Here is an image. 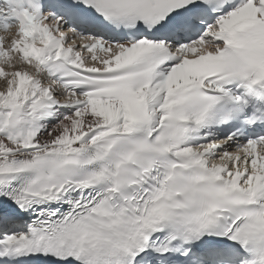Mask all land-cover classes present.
<instances>
[{
    "label": "snow or ice",
    "instance_id": "6c2138e0",
    "mask_svg": "<svg viewBox=\"0 0 264 264\" xmlns=\"http://www.w3.org/2000/svg\"><path fill=\"white\" fill-rule=\"evenodd\" d=\"M0 264H264V0H0Z\"/></svg>",
    "mask_w": 264,
    "mask_h": 264
}]
</instances>
